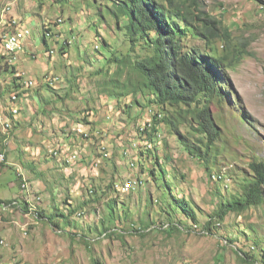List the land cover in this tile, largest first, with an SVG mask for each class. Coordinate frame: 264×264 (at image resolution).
<instances>
[{
  "label": "rangeland",
  "instance_id": "rangeland-1",
  "mask_svg": "<svg viewBox=\"0 0 264 264\" xmlns=\"http://www.w3.org/2000/svg\"><path fill=\"white\" fill-rule=\"evenodd\" d=\"M197 3L228 27L233 46L247 53L226 72L222 101L210 105L220 138L208 153L202 150L204 163L188 154L164 125L151 144L139 136L156 109L146 114L147 100L140 94L134 98L137 76L129 67L107 68L111 58H124L128 48L127 38L106 13L107 0H0V33L15 32L21 43L6 61V72L2 63L0 68L1 259L18 264H246L233 250L251 252L254 242L264 248V203L228 216L212 235L201 231L205 217L200 216L212 212L219 193L239 189L251 175L250 162L264 158V0ZM189 45L203 51L199 40L190 39ZM216 47L220 50L221 43ZM141 55L132 53L131 59ZM15 92L20 94L13 103ZM16 108L18 114L11 117ZM178 131L190 147L199 138L188 123ZM147 149H156L165 169L166 200L171 189L196 208V229L168 239L130 229L141 227L139 219L147 221V211L156 216L157 207L148 206L163 189L150 176L154 170L158 177L159 169ZM112 183L114 191L101 196ZM127 183L130 190L123 191ZM91 188L97 189L98 203L77 211L66 226L59 214L87 202ZM113 200L117 216L122 208L130 212L128 222H115L124 228L123 239L102 235L105 205ZM36 211L55 217L59 227L36 219ZM225 237L236 242L224 245Z\"/></svg>",
  "mask_w": 264,
  "mask_h": 264
},
{
  "label": "trees",
  "instance_id": "trees-1",
  "mask_svg": "<svg viewBox=\"0 0 264 264\" xmlns=\"http://www.w3.org/2000/svg\"><path fill=\"white\" fill-rule=\"evenodd\" d=\"M107 3L106 13L112 16L116 30L123 32L128 43V48L123 55L125 57L111 58L107 68L112 65H118L120 68L129 67L132 74L137 76V83L133 84L131 91L134 98L140 94L147 100L146 105L143 106L145 111L156 109L141 127L139 136L148 137L150 140L148 142L151 144L155 136L159 134L160 127L164 125L168 133L180 139L182 147L188 154L204 163L206 158L202 150L205 154L208 153L210 147L220 138L210 112V105L214 99L217 104L222 101L224 92L221 85L224 82L228 83L226 72L246 57V51L238 49L239 46H233L232 31L223 26L220 20L200 10L197 0H107ZM120 23H122L121 26H119ZM190 39L201 41L203 51L197 46L189 45ZM220 43L219 50L216 45ZM132 53H142V55L132 60ZM9 59L6 56L0 57V63L3 64L2 73H5L8 68V64L4 62ZM0 68H2L1 64ZM10 72L15 74V69L11 68ZM16 79L14 78L11 84L17 92L20 85ZM110 83L115 87L114 80ZM16 92L14 94L17 95ZM150 111L148 110L146 114ZM10 116H13L11 112ZM187 123L189 130H193L199 136L196 143L191 145L193 147L187 144L185 137H180L178 131L179 126ZM147 151L154 156L155 165L159 169L158 177L155 176L154 170H150V176L156 182H161L163 191L158 187L160 195L153 204L148 206V209L152 205L157 207L156 216L152 217L147 211V221L139 219L141 227L136 229L130 226V229L140 236L152 231L155 234L164 235L166 239L172 235L190 231L192 228L196 229L199 225L196 208L190 200L173 193L171 189L168 194L169 200H166V193H168L166 183L168 182L164 176L165 169L155 155L156 149L152 151L147 149ZM3 166L0 163V168ZM249 171L251 175L241 182L237 191L228 195L220 193L217 195L218 202L211 213L201 211L203 214L200 216L205 217L201 231L212 235L213 231L220 230L228 216H240L253 208L263 206L264 158L250 162ZM211 177L212 175L209 176L210 179ZM113 187V183L108 185L107 192H101V196H106L109 190L114 191ZM96 193H98L97 189L91 188L87 202L67 211L66 215L60 213L59 218L65 221L66 226H71V218L77 211L88 208L90 204L98 203ZM13 203L15 202H3L7 205H13ZM114 204L115 200L105 205L108 215L101 223L104 232L102 235H108V237L116 235L118 239L120 237L123 239L121 230L124 228L119 225L120 222L129 221L130 212L127 208H122V215L117 216L118 213L114 212ZM35 213L36 219L53 224L56 228L59 227L52 215H45L43 212ZM115 232L119 235L114 234ZM227 242L234 244L236 241L225 237L224 245ZM233 251L243 263L264 264V248L260 243L254 242L251 252H244L241 249ZM93 264L98 263L93 260Z\"/></svg>",
  "mask_w": 264,
  "mask_h": 264
},
{
  "label": "built area",
  "instance_id": "built-area-1",
  "mask_svg": "<svg viewBox=\"0 0 264 264\" xmlns=\"http://www.w3.org/2000/svg\"><path fill=\"white\" fill-rule=\"evenodd\" d=\"M0 45H2V52L0 55L6 56L9 58L11 57V55L16 53L19 49L18 40H7L6 36H1ZM4 63H6V61ZM15 114H18V112ZM3 160H4V155L0 154V163L3 162ZM122 190L125 191V190H130V189H122Z\"/></svg>",
  "mask_w": 264,
  "mask_h": 264
},
{
  "label": "bare ground",
  "instance_id": "bare-ground-1",
  "mask_svg": "<svg viewBox=\"0 0 264 264\" xmlns=\"http://www.w3.org/2000/svg\"><path fill=\"white\" fill-rule=\"evenodd\" d=\"M8 10V9H7ZM13 24H14V22H13ZM25 34H27V31L25 32ZM1 36H6V39L7 40H18V45H19V47H20V42H19V36H18V34L17 33H15V32H13V33H11V32H6V33H4L3 35H1V33H0V38H1ZM1 49H2V45H1ZM3 57V56H2ZM1 64V63H0ZM31 84V83H30ZM21 91V90H20ZM20 94V93H19ZM18 95V94H17ZM17 95L16 94H14L12 97H11V102H13V103H16L17 102V100H18V97H17ZM18 112V109L16 108V109H13L12 111H11V113L12 114H14V115H16L15 113H17ZM60 152V151H59ZM57 153H55V155H56ZM58 156V155H57ZM73 156V155H72ZM67 160V159H66ZM129 183H127L124 187H123V189H129L130 187H129V185H128ZM36 212H38V211H36ZM37 221V220H36ZM40 221V220H39ZM0 264H15V263H6V262H2V261H0Z\"/></svg>",
  "mask_w": 264,
  "mask_h": 264
},
{
  "label": "crops",
  "instance_id": "crops-1",
  "mask_svg": "<svg viewBox=\"0 0 264 264\" xmlns=\"http://www.w3.org/2000/svg\"><path fill=\"white\" fill-rule=\"evenodd\" d=\"M1 256H2V254L0 252V261H2V262H6L7 261L6 263H12V260H6L8 257H5V258L1 259ZM13 263L18 264L15 261H13Z\"/></svg>",
  "mask_w": 264,
  "mask_h": 264
}]
</instances>
